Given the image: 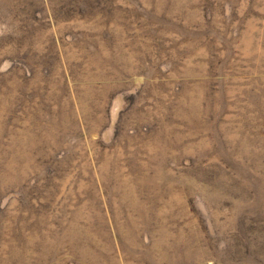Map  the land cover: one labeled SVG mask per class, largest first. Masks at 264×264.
I'll list each match as a JSON object with an SVG mask.
<instances>
[{"label": "rangeland", "instance_id": "374dc122", "mask_svg": "<svg viewBox=\"0 0 264 264\" xmlns=\"http://www.w3.org/2000/svg\"><path fill=\"white\" fill-rule=\"evenodd\" d=\"M0 264H264V0H0Z\"/></svg>", "mask_w": 264, "mask_h": 264}]
</instances>
